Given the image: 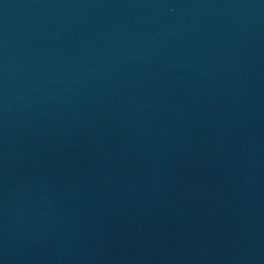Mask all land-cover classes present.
<instances>
[{
    "label": "water",
    "instance_id": "water-1",
    "mask_svg": "<svg viewBox=\"0 0 264 264\" xmlns=\"http://www.w3.org/2000/svg\"><path fill=\"white\" fill-rule=\"evenodd\" d=\"M0 264H264V0H0Z\"/></svg>",
    "mask_w": 264,
    "mask_h": 264
}]
</instances>
